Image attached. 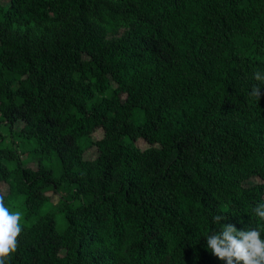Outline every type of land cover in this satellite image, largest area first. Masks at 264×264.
I'll list each match as a JSON object with an SVG mask.
<instances>
[{
	"label": "trees",
	"instance_id": "trees-1",
	"mask_svg": "<svg viewBox=\"0 0 264 264\" xmlns=\"http://www.w3.org/2000/svg\"><path fill=\"white\" fill-rule=\"evenodd\" d=\"M8 1L0 194L25 223L6 264H226L222 225L264 239V0Z\"/></svg>",
	"mask_w": 264,
	"mask_h": 264
},
{
	"label": "clouds",
	"instance_id": "clouds-1",
	"mask_svg": "<svg viewBox=\"0 0 264 264\" xmlns=\"http://www.w3.org/2000/svg\"><path fill=\"white\" fill-rule=\"evenodd\" d=\"M256 81H264V73H254ZM250 95L259 100L261 92L253 86ZM256 215L264 219V203L254 209ZM226 217L216 215L214 222H221ZM21 214L10 212L4 204V196L0 194V264H6L11 255L17 251L18 237L21 234ZM207 245L212 254L226 264H264V239L258 229L237 231L231 224L222 225L217 233L207 237Z\"/></svg>",
	"mask_w": 264,
	"mask_h": 264
},
{
	"label": "rangeland",
	"instance_id": "rangeland-1",
	"mask_svg": "<svg viewBox=\"0 0 264 264\" xmlns=\"http://www.w3.org/2000/svg\"><path fill=\"white\" fill-rule=\"evenodd\" d=\"M0 2H1V4L3 5V6H8L9 5V1L8 0H0ZM20 126H22V125H18V127H20ZM1 134L4 136V140H5V143L7 144V145H11V144H15L17 147H18V149L19 150H22V151H25V154H24V156H23V159L25 160V161H27L28 159H29V156H30V149H29V147H30V144L28 143V142H26V141H24V140H22V139H20V138H18V137H16V136H12L10 133H8L7 132V130L5 129L4 131H3V129H2V131H1ZM102 135H103V133L100 131V132H98L96 135H95V137L96 138H100V137H102ZM138 145L142 148V149H145V148H147L148 147V145L144 142V141H139L138 142ZM97 154H98V151L94 148V149H92V150H90L87 154H86V157L87 158H94V157H96L97 156ZM28 162V161H27ZM32 165V167H34V168H36V165L35 164H31ZM255 182H258L257 180H253L252 182H251V184H255ZM2 188H3V190L6 192V193H8V185H6V184H2ZM62 196V194H60V197ZM58 200H59V196H53V198H52V203L54 204V206H56L57 205V203H58ZM15 206H13V207H11L10 209H9V211L10 212H13V213H15V212H19L20 214H21V220H20V224H24L25 222H24V220H23V218H24V214L22 213V208L18 205V199H17V201L15 202V204H14ZM12 206V205H11Z\"/></svg>",
	"mask_w": 264,
	"mask_h": 264
}]
</instances>
